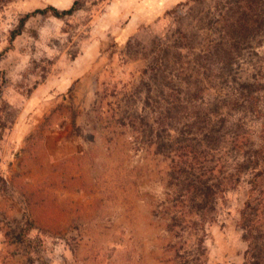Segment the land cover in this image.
Returning <instances> with one entry per match:
<instances>
[{"label":"rangeland","instance_id":"1","mask_svg":"<svg viewBox=\"0 0 264 264\" xmlns=\"http://www.w3.org/2000/svg\"><path fill=\"white\" fill-rule=\"evenodd\" d=\"M75 1L0 10V264H264V213L251 236L240 220L251 172L205 221L171 175L181 143L229 172L233 137L264 143V0H80L11 43L20 15ZM149 96L179 107L163 146L138 138Z\"/></svg>","mask_w":264,"mask_h":264},{"label":"trees","instance_id":"2","mask_svg":"<svg viewBox=\"0 0 264 264\" xmlns=\"http://www.w3.org/2000/svg\"><path fill=\"white\" fill-rule=\"evenodd\" d=\"M21 1L24 0H0V10L11 3L17 4ZM80 8L81 1L76 0L66 9L61 10L55 6H49L37 8L20 15L18 24L10 32V41L13 43L24 31L27 21L32 16L42 14L62 17L71 15ZM158 74L159 72L156 75ZM161 74L167 77L166 73L162 72ZM162 85L163 87L158 89L161 93H164L166 88H173L168 83H163ZM148 86L149 90H151L152 85L148 84ZM176 103L173 98L165 96L160 98L149 96L144 99L143 112L137 117L138 123H141L137 127L138 138L144 142L147 137L149 143H155L158 146L165 145L163 139H161L162 131L170 132L175 127L173 110L176 109L177 111L179 108ZM134 125L136 123L131 124L132 127ZM184 125L181 130L184 129L185 132H188L185 127L192 130L193 125L189 122L184 123ZM155 138L157 141H154ZM204 139L207 140L209 138L206 136ZM217 139L220 141L218 136ZM210 142H208L207 146L209 147L207 149H200V147L187 143H181L178 147H173L172 154L174 156L172 161L174 164L172 165L173 171L171 175L174 185L179 187L180 183V188H183V193L179 191L182 200L176 199L178 202L173 206L188 207L191 213L195 212L200 216L201 221L211 219L212 214L216 210L218 196L232 184L239 182L244 173L251 172L252 178L249 180L250 188L247 193V200L240 211L241 226L251 236L253 224L262 222L264 213V143L262 145L261 143L248 145V141L243 135L237 134L233 137L232 150L239 154L240 158L234 163V171L229 172L230 165L222 156L219 157L217 153L213 152L217 147L209 145ZM180 202H183V204H180ZM255 202L257 203L255 204ZM173 219L178 220V217ZM190 223L195 224L196 222L191 221ZM257 256V254L253 253L252 260L246 261L245 264H260Z\"/></svg>","mask_w":264,"mask_h":264}]
</instances>
